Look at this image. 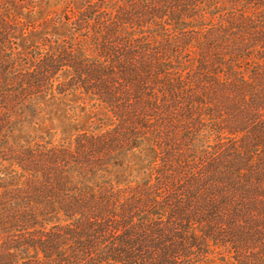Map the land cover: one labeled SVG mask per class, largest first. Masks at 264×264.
<instances>
[{
    "label": "trees",
    "instance_id": "1",
    "mask_svg": "<svg viewBox=\"0 0 264 264\" xmlns=\"http://www.w3.org/2000/svg\"><path fill=\"white\" fill-rule=\"evenodd\" d=\"M82 1L76 47L49 52L56 28L39 22L21 33L39 41L18 80L48 104L73 101L71 122L96 120L76 126L90 133L76 194H47L65 187L45 174L43 134L26 136L23 158L4 129L0 191L12 196L0 197V264H205L187 260L210 243L198 226L264 211V0H119L107 12V0Z\"/></svg>",
    "mask_w": 264,
    "mask_h": 264
},
{
    "label": "rangeland",
    "instance_id": "2",
    "mask_svg": "<svg viewBox=\"0 0 264 264\" xmlns=\"http://www.w3.org/2000/svg\"><path fill=\"white\" fill-rule=\"evenodd\" d=\"M94 1L96 0H91V2ZM126 1L133 2L134 0ZM86 2L82 0H0V138L5 132L14 130L12 132L14 137L19 139L17 141H22H11V144L8 145L10 147L7 148L17 150L19 154H24L22 157L25 158L32 145L25 140L27 139L26 136L32 132H38V135L43 134V140L47 142V146L44 145L46 146V151L43 152L46 158L45 174L46 176L50 175V177L58 178L60 181L57 183V186L60 183H64L65 187L64 191L55 190V188L46 189L47 194L51 195V197H54L53 192L63 196H73L76 194V151L80 153L81 159L82 149L84 148L81 142L84 144L85 139L90 134L89 132L85 133L81 130H76V126L92 129L96 126V123H93L96 120L92 122L85 121L87 125H82L85 122H71L66 112L70 114L74 113L76 116V111L72 110H79V106L74 105L73 101L67 102L64 100L62 104L56 105L53 103L48 104L46 98H41V95L30 97L29 92L32 89L28 81L25 80L26 76L23 82H19V78L32 69V65H30L32 64L30 57L34 52L32 51V44L39 40L34 39V41H31L30 39L29 41L27 39L28 36H22L21 33L24 31L30 34L32 25L39 22L40 26L44 27V29L48 28V25L56 28L52 30V27H49V31H46L49 32L46 35L49 38L46 41L45 47L50 49L49 52L54 51V46L58 44L56 42H60L67 47H76L77 40L83 38L81 34L84 35L80 28H76V6H82ZM118 2L119 0H107L104 2L103 7L108 4V9L101 8V12L103 9L105 10L104 12L110 11L111 6H115ZM244 2L246 3V1ZM262 7L264 8V6ZM34 11L39 12L34 13ZM109 16L106 15L103 19H111ZM55 23L57 26L53 25ZM46 52L47 50L44 51V53ZM243 64L249 70L248 68H252V65H254V61L247 59V61H243ZM67 65L68 63L66 62L62 66V70H66V75L69 73ZM236 98V95H227L222 100L228 103V101L231 102L236 100ZM36 108L37 110H35ZM32 118L39 120L41 124L40 128H35L28 124V121L32 120ZM98 118H100L99 115L95 117V119ZM85 119H89L88 116ZM12 120L17 122L18 120H24V124L10 127L9 124H11ZM4 122H6V125L2 127L1 125L5 124ZM4 129H7V131L4 132ZM107 137L110 141L106 142V146L96 147L97 150L99 148L100 152L93 155H97L98 157L102 152L107 150L113 136L109 135ZM104 148L106 149L104 150ZM1 149L2 146L0 145ZM10 150L4 152L9 156L11 154ZM3 154L1 153V155ZM2 162L4 161H0V163ZM40 163L42 162L38 164ZM15 166L17 165L15 164ZM64 170H67L66 173L69 174V177L64 174ZM18 174L19 178H23L25 175L28 176L23 169L16 173V175ZM66 181L71 183L66 185ZM54 182L56 185V181ZM50 183L52 182H48V184ZM16 189L20 188L16 187ZM7 192L8 190L0 191V197L10 198L12 192L10 195ZM216 197L217 201H221L218 203L221 205L223 202L221 197L218 198V196L214 195L212 199L215 200ZM220 211L223 212L222 210ZM227 211L228 209L225 210V212ZM0 212L2 211L0 210ZM250 216L252 219L254 218L253 221L248 219L246 221L244 217L239 216V224L237 225H221L222 223H220V225L198 226L206 230L199 235H207L206 237L210 240V243L201 249L202 255L196 254L187 260H204L205 264H264V211L253 210ZM207 230H211V232ZM196 251L200 253L199 250Z\"/></svg>",
    "mask_w": 264,
    "mask_h": 264
}]
</instances>
